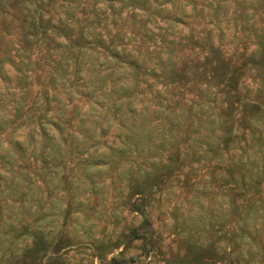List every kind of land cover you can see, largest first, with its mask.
<instances>
[{"label": "rangeland", "instance_id": "obj_1", "mask_svg": "<svg viewBox=\"0 0 264 264\" xmlns=\"http://www.w3.org/2000/svg\"><path fill=\"white\" fill-rule=\"evenodd\" d=\"M82 2L90 6L92 0ZM76 5L71 0H0V92L16 84L8 57L19 46L31 62L26 105L42 95L40 89L50 88L59 54L69 50V38L78 39L76 30L55 28L77 25L83 16ZM231 8L240 7L228 1L218 22L223 35L212 28L215 22L206 25L198 16L175 22L173 67L165 80L148 71L158 49L149 45L146 50L151 42L140 39V23L124 26L131 10H123L119 27L137 41L128 48L146 56L138 70L139 86L145 88L141 102H150L148 83L153 90L161 88L171 111L184 114L180 126L164 149L110 152L104 166L88 170L79 160L85 154H66L56 169L44 166L40 154L17 161L12 170L0 166V264H264V41L255 53L258 40L242 36L234 19L227 23ZM44 57L50 66L42 64ZM87 73L86 65L81 75ZM59 95L65 104L66 97ZM75 96L72 104L81 105ZM8 108L10 103L1 110L9 114ZM66 108L69 115L71 105ZM76 124L75 119L63 124V134L70 127L75 132ZM24 132L6 128L0 141ZM120 132L111 122L100 149L126 140ZM24 161L22 169L30 175L14 192L12 176Z\"/></svg>", "mask_w": 264, "mask_h": 264}, {"label": "trees", "instance_id": "obj_2", "mask_svg": "<svg viewBox=\"0 0 264 264\" xmlns=\"http://www.w3.org/2000/svg\"><path fill=\"white\" fill-rule=\"evenodd\" d=\"M71 1L77 2V11L83 18H77V25L65 22L62 27L55 29H67L70 32L76 30L78 39L69 38V50L65 49L64 54H59L56 66L50 72V88L40 89L38 93L42 95L33 96L27 105L31 62L28 56L19 52L25 50L21 46L14 48V54L8 57V62L17 74V81L12 90L6 87L0 92V132L6 128L12 133L17 128H22L25 132L8 134L6 142L0 141L2 168L12 170L17 161L33 160L36 154H40L44 166L56 169L65 163L62 161L66 159V154H85L79 160L85 162V170H88L89 166H104L110 152L129 151L132 147L138 152L145 148L147 151L152 147L166 148L165 143L171 139L173 128L180 126L184 114L172 112L171 107L164 102L165 92L161 88L153 90V84H147L150 90L146 99L150 102H141L140 95L145 88L139 86L138 70L146 62V56L141 54L140 49L132 52L129 50V43L137 41L121 31L123 26L119 27L123 10L127 14L131 10V21H127L124 26L128 28L140 23L144 30L139 31L140 39L144 37L151 42L146 50H149V45L158 49L155 62L147 66L148 71L165 80L163 75L173 67L170 44L174 39L170 37L175 22L184 23L183 17L198 16L206 19V25L215 22L212 28L216 27L220 35H223L218 22L221 21L220 15L227 9L229 0H92L90 6H86L85 2L80 3V0ZM234 2L240 8H231L230 16L233 18H227V23L234 19V26L238 28V32L243 33L242 36L248 37L251 34L258 40L255 42L256 53L264 41V0ZM152 20L154 23L149 27L148 23ZM116 28L120 30L112 35L111 30ZM142 32L143 35H140ZM209 35L211 30L208 31ZM56 53L55 50L50 56ZM91 58L96 61L90 60ZM42 64L50 66L51 61L47 64L44 57ZM86 65L88 73L84 78L81 71ZM0 78L4 80L1 75ZM61 93L66 97L65 104L61 103ZM76 94L81 105L72 104ZM136 102H141V106L136 107ZM9 103L11 108L6 109L9 114L2 112L3 104L5 106ZM68 105H71L69 115L66 114ZM26 106L25 115L18 120ZM52 107L55 108L50 111ZM74 119L77 121L76 131L70 127L69 132L63 134V124L70 125ZM197 120L202 121V118ZM214 120V117L211 118V124ZM113 121L126 140L119 139L118 145L111 143L108 144L109 149L105 145L100 149V138ZM207 135L211 138L214 134ZM158 139L160 141L156 143ZM208 144H212V140L209 139ZM23 167L25 168V161L17 166L19 170L12 176L14 192L18 190L19 182L27 183L29 178L28 170H23ZM51 174L52 172L49 173L48 180H52Z\"/></svg>", "mask_w": 264, "mask_h": 264}]
</instances>
